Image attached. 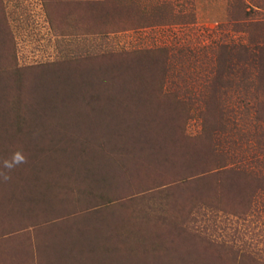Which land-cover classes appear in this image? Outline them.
<instances>
[{
  "label": "rangeland",
  "instance_id": "374dc122",
  "mask_svg": "<svg viewBox=\"0 0 264 264\" xmlns=\"http://www.w3.org/2000/svg\"><path fill=\"white\" fill-rule=\"evenodd\" d=\"M0 109V264H264V0H0Z\"/></svg>",
  "mask_w": 264,
  "mask_h": 264
},
{
  "label": "trees",
  "instance_id": "16d2710c",
  "mask_svg": "<svg viewBox=\"0 0 264 264\" xmlns=\"http://www.w3.org/2000/svg\"><path fill=\"white\" fill-rule=\"evenodd\" d=\"M249 63L250 62L243 63V64H236V79L237 80H236V108L235 109H236V112H240V113H248V112L252 111L253 106L255 104V96H254L253 92H249L246 89V86H245V84L243 82V79L244 78H247L248 81L250 82L251 81V77L252 76L253 77L256 76V74L259 73V71H257L256 68L252 67V65H250ZM54 71H55V74H58V75L62 74V72H63L61 69L54 70ZM246 71H247V73H246ZM71 75H74V74H71ZM237 75H239V78L237 77ZM239 82L241 83V86L238 85ZM250 84H251V86L253 85V83H250ZM70 88H71V86H70ZM105 96L106 95H103V97H105ZM91 99H93V100H90L89 99V101L90 102L93 101V103L96 102V104H104L106 102V100H108V99L99 100L100 99L99 97H97V98H91ZM181 100L184 101V99H181ZM221 109H222V106H221ZM1 111H3V109ZM114 111H117V110H114ZM106 113H111V112H106ZM123 113L124 112H120V116L110 117L109 122L111 121V123L115 127H122V123L125 122L124 121V118H123V115H122ZM89 117H90V115L89 116H86V119H84V120H86L84 122V124L89 125L88 122H90L92 119L94 120L95 115L94 114H91L92 119L89 118ZM117 119H119V122L117 121ZM90 123H92V121ZM97 124L99 126L101 125L99 123L98 118H97ZM79 131H81V130H79ZM79 133L81 134V132H79ZM76 162H77V165L79 166L80 165L79 162L77 160H76ZM71 163L73 165L72 166V168H73L74 165H75V160L74 161H71ZM78 168L79 167H77V169ZM3 178L5 179V177H3ZM9 185L10 184H7V186H9ZM38 188L40 189L39 191H41V187L39 186ZM2 190H3L2 193L6 191L4 186L2 187ZM5 194H7V193H5ZM24 196L27 197L28 195H24ZM34 199H35V197H34ZM31 203H34V202L31 201ZM29 205H31V204H29ZM29 205H28L27 208H24V209H22V207L19 206L17 209H15L17 211H12V210H6V211H8V212H14V213H19L20 215H22L16 221V222H18L20 224L23 221L29 222L28 220H30V218H32L34 216V214L36 213V211H38V208L34 210V209H31L30 208V207H34V206L33 205L32 206H29ZM29 208H30V210H29ZM44 211H45V209L44 210H41L40 213L42 214V212H44ZM46 214H47V211H46L45 215ZM51 234H53V233H51ZM51 234L49 233V229H48L43 234V236L38 237L39 239H34L33 238V240H35V241L34 242L33 241L31 242V245L33 243L35 244V249L34 250L37 251V252H40V254L38 255V257L35 259V261H36L37 264H43L45 261H47V264H48L49 262H48V259L46 258V256L51 261L53 259V257L55 255H57L59 252H60V254H62V256L64 258V259H61L60 260L61 263L62 262L64 263L66 261H69V262H71V264H81L82 261H85V259L88 257L87 256V253L92 254V252L91 251H88V249H89V247H92L94 245V243L98 246V248L101 251H105L107 249V247L106 246H103V244H101V245H98L97 244V238L96 237L95 238H92L90 236H86V239L82 243L80 241V243L78 245V248H79L78 250H76L75 248L72 249L71 246L68 245V244H71V242L75 243V241L73 239L70 240L67 237L64 240L63 237H62V235L60 233H55L53 235H51ZM117 235H119V234H117ZM125 240H127L126 237H125V239L123 241L125 243H127ZM1 242H3V241L0 239V243ZM45 243H47V246L46 247H44V244ZM19 245H20V243H19ZM53 245L56 246L57 249L56 248H53L52 247ZM16 250H17V252L21 253V249L19 247H17ZM34 250H33V252L31 251V255H33V256H34V254H33L34 253ZM67 250H70V251H67ZM21 254L23 255V258L21 260V263L14 262L12 264H24L23 261L25 259V256H24L23 253H21ZM31 260H32V262L34 261L33 258ZM84 263H86V262H84Z\"/></svg>",
  "mask_w": 264,
  "mask_h": 264
},
{
  "label": "clouds",
  "instance_id": "9594fccd",
  "mask_svg": "<svg viewBox=\"0 0 264 264\" xmlns=\"http://www.w3.org/2000/svg\"><path fill=\"white\" fill-rule=\"evenodd\" d=\"M25 161H26V157L21 152L18 151L13 154V156L11 157V160L4 161V167L10 170L16 165L23 163ZM7 178L8 177L5 176V179Z\"/></svg>",
  "mask_w": 264,
  "mask_h": 264
}]
</instances>
